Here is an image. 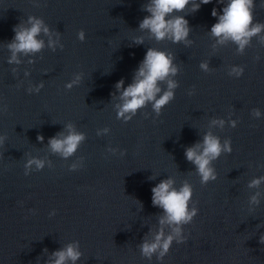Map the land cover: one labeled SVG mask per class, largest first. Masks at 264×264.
Masks as SVG:
<instances>
[{
	"label": "water",
	"instance_id": "95a60500",
	"mask_svg": "<svg viewBox=\"0 0 264 264\" xmlns=\"http://www.w3.org/2000/svg\"><path fill=\"white\" fill-rule=\"evenodd\" d=\"M148 2L0 0V264H47L75 241L83 253L76 264H264V183L248 187L264 176V43L254 37L243 54L231 42L218 44L210 34L212 9L223 8L216 0L179 13L191 44L156 42L138 27ZM254 2V23H264V0ZM29 16L42 18L59 43L53 50L42 35L41 52L8 64L13 28L27 26ZM137 38L144 43L135 45ZM149 47L174 57L179 86L159 117L149 104L125 123L117 119L115 84L132 82ZM233 66L244 67L241 77L229 76ZM41 83L39 93H28ZM68 123L86 139L64 159L48 139L67 134ZM104 128L110 131L97 135ZM209 132L222 143L230 138L232 152L212 162L217 178L205 185L184 152ZM33 158L44 167L26 170ZM169 177L177 188L192 186L190 207L199 211L183 228L186 242L174 241L163 261L149 260L138 246L153 238L162 211L151 189ZM257 193L259 205L250 202Z\"/></svg>",
	"mask_w": 264,
	"mask_h": 264
},
{
	"label": "clouds",
	"instance_id": "9594fccd",
	"mask_svg": "<svg viewBox=\"0 0 264 264\" xmlns=\"http://www.w3.org/2000/svg\"><path fill=\"white\" fill-rule=\"evenodd\" d=\"M223 5L222 13L214 7L211 15L217 19V22L211 26L210 34L215 37L218 44L231 42L237 46V52L243 54L246 47L251 45L254 37L264 43V23L255 22L253 11L255 8L254 0H216ZM212 3V0H149L142 5V10L146 15L139 23V30L147 32L151 39L156 42L170 40L174 44L184 43L186 46L191 44L188 37L191 32L189 22L184 18L183 13L190 6L191 13L197 12L201 5ZM264 7V3L261 5ZM15 33L13 39L7 44L11 55L8 58V64L18 65L21 63L19 56H31L41 52L45 47L43 35L47 37V46L55 50L58 39L52 38L49 27L42 18L29 16L27 26L19 23L14 26ZM78 39L83 42L85 33L83 30L78 32ZM135 45H142L143 38H137L133 41ZM61 47H63L61 45ZM257 60L259 57L256 58ZM174 57L166 51L156 48H147L143 60L132 78V82L125 87V81L119 80L115 84L116 93L119 96V103L115 105L117 119L127 123L137 115L138 111L151 105L152 111L157 117L161 115L162 109L175 98V89L179 86L172 79L177 74V67L173 63ZM31 62V61H30ZM203 71H208L206 62L200 64ZM15 71V69H13ZM244 67L233 66L229 76L239 78L243 75ZM80 77L66 84L67 89H71L79 82ZM166 86V87H162ZM43 88L41 83L36 88H29V94L39 93ZM194 92V90H193ZM193 93L190 92L189 95ZM3 111H7L5 106ZM256 118L261 116L259 109L252 110ZM213 125L224 126L223 120H213ZM232 127L237 126L236 121L231 122ZM67 134L59 132L48 139V147L53 154H59L67 159L73 156L79 146L85 141L86 134L76 130L72 123L65 125ZM110 130L104 128L98 130L97 135L107 134ZM5 137H0V145L3 144ZM37 141L43 143V135L37 136ZM110 151H114L109 149ZM231 139L221 142L218 136L211 132L203 136L202 141L194 143L185 149L186 160L194 165L196 173L200 176L202 184H208L216 180L215 169L212 162L217 160L224 153H231ZM121 155H125L121 152ZM35 165L36 169L44 167V161L40 159H30L25 168L30 169ZM75 169L76 165H72ZM27 174V172L25 173ZM149 179H155L150 177ZM264 183V176L254 178L250 181L249 188H258ZM176 182L171 177L160 180L152 187V205L161 209L158 217V229L153 238H145L138 246L141 256L149 260L155 255L158 261L168 254L173 242L181 244L186 242L187 236L184 235L183 228L190 224L198 214L197 207H190V201L193 197L192 186L185 182L180 187H176ZM259 193L253 195L250 202L259 205ZM167 225L170 231L166 234L164 226ZM259 242L264 244V234L259 238ZM47 251V250H45ZM83 253L80 251L78 241L67 244L51 253L47 264H76Z\"/></svg>",
	"mask_w": 264,
	"mask_h": 264
}]
</instances>
